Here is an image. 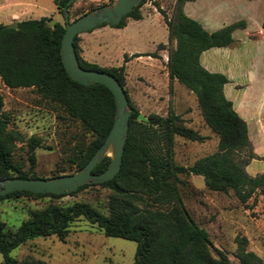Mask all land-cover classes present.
Listing matches in <instances>:
<instances>
[{
  "label": "trees",
  "instance_id": "16d2710c",
  "mask_svg": "<svg viewBox=\"0 0 264 264\" xmlns=\"http://www.w3.org/2000/svg\"><path fill=\"white\" fill-rule=\"evenodd\" d=\"M142 1L110 25H123L127 16L140 17L139 5ZM184 1L173 0L168 16L161 10L167 38L174 39V45L167 49L165 66L169 78H175L194 93L204 122L217 135L216 148L189 164L174 162V135L198 141L205 135L184 125L180 116L172 110L165 115L148 112L145 120L138 119V109L129 99L124 86L123 62L99 65L84 59L78 52V36L74 34L72 44L79 65L112 74L123 87L130 107L119 168L112 177L97 182L109 189L107 212L97 210L86 201L75 200L63 206L52 203L32 209L14 230L5 229L0 220L3 263L18 264L9 251L26 236L53 232L61 238L67 232L68 222L81 215L99 226L104 234L132 239L135 245L130 264H230L223 250L211 249L206 229L197 224L184 205L179 189L182 183L179 173L200 174L207 189H231L240 202H244L254 191L264 194V170L249 174L244 168L255 154L247 138L245 120L224 95L222 86L227 78L220 71L208 70L199 61V53L203 49L230 44L233 41L232 30L243 27L244 21L238 19L207 30L183 11ZM52 2L62 12L65 0ZM49 18L40 15L18 19L15 27L0 22V79L9 88L33 87L41 97L57 103L71 118L79 121L83 136L68 155V170L71 172L82 166L102 141L113 118L114 100L103 83L92 81L82 84L65 72L59 56L64 22L55 20L49 25ZM102 24L106 22L98 25ZM260 27L264 30V16ZM137 54L141 52L133 53ZM126 58L124 54L123 61ZM2 103L0 93V178L43 176L31 173L13 161V143L19 134L7 129ZM26 144L32 162V149L38 144V138L29 136ZM244 149L246 152L241 156ZM108 158L104 154L91 171L103 170ZM88 183L60 193L13 189L0 194V198L19 194L59 196L73 193ZM234 241L233 254L237 264H261L260 257L245 248V236L236 235Z\"/></svg>",
  "mask_w": 264,
  "mask_h": 264
},
{
  "label": "rangeland",
  "instance_id": "374dc122",
  "mask_svg": "<svg viewBox=\"0 0 264 264\" xmlns=\"http://www.w3.org/2000/svg\"><path fill=\"white\" fill-rule=\"evenodd\" d=\"M112 2L113 0H72L66 10L67 19L75 18L90 7ZM228 3L234 6L233 9L227 7ZM243 3L244 0H203L196 7L199 11L210 13L214 8L213 4L220 5L218 18L225 22L242 19L244 25L247 23L245 31L248 32L242 27H237L232 35L235 39L227 46L238 48V62L241 67L233 68H241L250 74L246 82L245 77H241L244 78L242 82L233 83V97L241 100L247 112V138L255 154V157H251L246 163L247 172L255 174L264 170V33L257 35V27H260L257 20L264 15V4L261 2L242 10L247 7ZM172 4L173 0H143L139 9L145 14L157 11L158 18L163 20L162 11L168 16ZM238 6L242 8L240 12L239 8L237 10ZM11 13L16 16L10 18ZM40 15L64 22L61 10L55 7L52 0H0L2 23L18 20V17L24 19ZM144 24L145 21L141 24V30H149L146 34H160L158 27L156 31H152ZM112 26L106 23L95 31L92 40L95 49L99 50V55L87 59L83 57L84 59L102 65L115 63L117 59V63L121 62L124 54L112 46L114 35L109 32ZM129 28L132 30L134 25ZM83 31L77 33L79 54L82 50L80 40ZM80 56L82 57L81 54ZM132 69L139 72H129L126 77L124 75V86L138 112L144 116L148 112L165 115L172 110L180 116L184 125L205 135L200 141L174 135V162L189 164L195 158L216 148L217 135L204 122L191 90L174 78L160 75L165 69L160 63L154 64L151 71L149 66L138 67L133 64L130 71ZM149 72L152 76H148ZM0 93L2 110L6 115V127L19 134L13 143V161L37 175L50 176L69 172L68 155L74 144L83 136L79 121L71 118L57 103L41 97L33 87L9 88L0 79ZM29 136L38 138V144L32 149V162L26 144ZM245 152L246 149L241 150V156ZM107 154H110L109 150ZM179 176L182 179L179 184L182 201L197 224L206 229L211 249L223 250L230 264H237L233 254L234 237L243 235L246 238L245 248L255 252L260 257L261 264H264V194L254 191L244 202H240L231 189H207L200 174L179 173ZM108 192V187L92 181L73 193L59 196L19 194L1 197L0 220L3 221L5 229L14 230L32 209L52 203L63 206L75 200L86 201L106 213ZM134 245L132 239L104 234L95 223L78 215L68 222L67 232L63 237L59 238L53 232L29 235L9 253L16 258L18 264H130ZM0 264H5L1 260V254Z\"/></svg>",
  "mask_w": 264,
  "mask_h": 264
},
{
  "label": "water",
  "instance_id": "95a60500",
  "mask_svg": "<svg viewBox=\"0 0 264 264\" xmlns=\"http://www.w3.org/2000/svg\"><path fill=\"white\" fill-rule=\"evenodd\" d=\"M72 0H65L62 6L64 28L60 37L59 56L65 72L74 80L88 84L92 81L103 83L111 92L114 100V113L111 124L100 144L90 154L79 168L52 176H8L0 178V194L13 189H27L33 192L50 191L55 193L74 190L85 182H99L112 177L118 170L121 160L123 144L127 133L128 114L130 107L123 87L116 78L102 70L84 68L79 65L72 44L74 34L92 28L102 22L116 23L124 14L131 10L140 0H113L112 3L101 4L90 8L75 18L68 20L66 5ZM53 18L47 23L52 25ZM17 20L6 25L15 27ZM138 119L146 116L138 112ZM109 150L110 154H107ZM108 155V162L100 172H92L94 164L104 155Z\"/></svg>",
  "mask_w": 264,
  "mask_h": 264
},
{
  "label": "crops",
  "instance_id": "0c3cea01",
  "mask_svg": "<svg viewBox=\"0 0 264 264\" xmlns=\"http://www.w3.org/2000/svg\"><path fill=\"white\" fill-rule=\"evenodd\" d=\"M200 1L203 0L184 1L182 4L183 11L188 16L199 21L201 25L207 30H213L215 28L220 27L223 24L228 23L223 21L221 18H218V16H220V5L216 6L215 4H213L214 8L211 10V12L205 13L203 11H199V9L196 7V5H198ZM261 2L262 4H264V0H244L243 4H245V6L247 7H244L242 9L240 6H238L237 10L239 8L238 11L240 12V9L245 10L246 8H250L252 5L256 6V4ZM229 4L230 3L227 4V7L233 9L234 6ZM140 13H141L140 17L132 18L130 16H127L125 19V23L123 25L112 26L111 29H109L110 31L108 30L110 34L114 35L112 37L113 39L112 46L113 48L117 49L119 53H123L127 56V58L124 61H123V57L120 59L121 62H123L124 64L125 77L129 74V72L131 73L139 72L138 70L135 71V69H132L130 71V67L132 64L138 67L149 66V69L151 71L152 66L156 63H160L162 67H165V69L162 70V72H160V75H164V77H166L168 76L167 69L165 66V61L167 58V48L174 45V39L168 40L166 25L163 20H160L158 18L156 14L157 11L150 12L148 14H145L142 11H140ZM14 15L16 16L15 13H11L9 17L12 18V16ZM263 16L264 15L258 17L257 22L259 24ZM143 21H145L144 25H147L149 29H152V31L153 29L156 31L158 27L160 29L159 31L160 34L158 35L157 33H153L149 35L146 34L149 30L146 29L142 31L141 24L143 23ZM103 25L104 24L94 26L90 30H84L82 32L81 34L82 39L80 40V45L82 49L80 54L82 55V57L87 59V57L92 58L94 57V55L96 56V54L99 55V50L95 49V45L92 39L95 34V31H97V29L101 28ZM131 25H134V28L132 30L129 28ZM246 28H247V23H245L242 29L245 31ZM236 29L237 28H234L232 30L231 32L232 35ZM263 33L264 30L261 27H257V35H262ZM232 38L233 40L235 39L233 36ZM158 43H160L161 45H158ZM150 51H154L155 52L154 55L142 54L143 52H150ZM136 52H141V54L133 55V53ZM238 59H239L238 48L236 47L228 48L227 45L210 46L206 49H203L199 53V61L205 68L211 71H220L226 76L227 80L223 83L222 86L224 95L229 99L231 98L230 100L232 103V107L245 120L246 127L248 129L247 112L245 111L241 103V100L237 98L234 99L235 96L233 95L235 90L233 83L242 82L244 78L241 77H245V82H246L248 80V77L250 76L249 73L243 71V69L241 68L239 69L233 68V66L241 67L240 62H238ZM116 61L115 63H110L109 65H118L119 63H117ZM135 75H137V73ZM148 76H152L151 73ZM244 168L246 171H248L247 164L244 166Z\"/></svg>",
  "mask_w": 264,
  "mask_h": 264
}]
</instances>
